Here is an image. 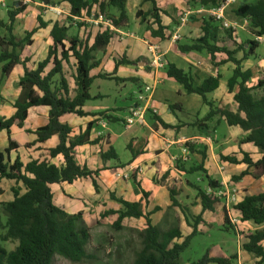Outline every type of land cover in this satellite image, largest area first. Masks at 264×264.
Listing matches in <instances>:
<instances>
[{
    "label": "trees",
    "instance_id": "trees-1",
    "mask_svg": "<svg viewBox=\"0 0 264 264\" xmlns=\"http://www.w3.org/2000/svg\"><path fill=\"white\" fill-rule=\"evenodd\" d=\"M45 5H53V0H34ZM70 4V15L67 22L61 24L55 22L51 29L53 44L49 47L46 58L40 61L35 69L26 66L27 59L22 60L19 51L26 45H31L32 35L37 29L45 27L46 23L38 16L39 26L26 32L25 36L17 39L13 34L16 17L22 13L26 6L20 1H14L13 6L7 10L8 20L0 19V27L6 31L0 36V63H2L3 80L12 71L15 65H24V76L19 86L21 93L15 102L16 112L9 118H0V131L8 132L9 145L6 150L0 151V178L21 182L26 191L21 194V187H12L14 199L8 202H0V264H53L56 255L71 261H80L86 254V246L90 241V228L85 224L83 212L70 214L54 202V194L51 188L55 183H73L77 179L90 177L97 189L100 169H90L79 164L76 158V147L84 144H98L100 138L91 140L90 131L93 122L87 125L84 132L72 137V128L60 121L64 114L74 113L78 116L89 115L83 108L88 101L98 99L93 96L90 89L96 78L119 81L128 79L119 78L114 73H100L91 75V70L101 63L96 57L98 51H105L115 35V31L103 25L98 30L91 42L89 34L85 39L78 34L69 33L72 27V19L81 18L79 26L83 25V19L103 14L107 16V10L113 7L118 10V16L109 18L113 26L119 30L129 25L130 17L127 10V0H65ZM150 3L147 11L138 9L136 16L146 24L147 31L153 38L159 40L168 39L167 26L163 24L162 15H167L157 5L156 0H143ZM188 5L196 4L200 8H215L225 0H185ZM243 0L238 2L234 10L236 16L245 19L251 28L254 37L264 36V0ZM98 6V12L93 11V6ZM213 17H203L201 23L202 36L190 44H179L178 50L187 54L191 52L206 51L212 60L217 53H225L227 59L217 66L226 62H232L235 67L228 79V92L233 93V99L237 104V110L231 111L220 107L216 101L210 99L208 94L215 91L220 85L221 75H210L201 84L197 85L192 76L179 68L174 63L166 66L167 76L181 84L186 93L200 95L204 104L209 107L207 114L197 119V125L203 131L208 128V122L216 117L223 118L230 126H239L245 136L239 141V152L242 158L238 159L235 154L220 155V159L232 164H246L247 168L239 176H232L233 180L246 175L259 178L264 175V72L259 74L255 83H252V72L244 70L242 61L255 54L259 47V41L255 38L246 42L245 45L235 39V30L225 28ZM171 36V35H170ZM241 51L242 59H237L236 54ZM75 60V73L73 81L75 87L70 89L68 79L65 76L64 64H69L70 59ZM139 60H130L126 55L115 59V69L119 65L134 64ZM51 65V68L48 67ZM237 89V90H236ZM236 90V91H235ZM32 106H48L49 121L46 125L36 129L37 140L34 144L44 145L52 137L56 136L55 145L47 148L48 157L43 160L32 159L24 163L19 157L13 162L9 159V152L17 149L19 144L11 137L10 129L13 125L23 127L28 117V109ZM175 105H170L174 112ZM103 113H101L102 115ZM154 119L163 127L171 126L154 115ZM204 132V131H203ZM205 133V132H204ZM248 144L258 148L261 157L254 161L251 153L245 150ZM33 144H27L30 146ZM189 151H193V144H186ZM206 146L199 151L202 160L207 157ZM61 155L63 163L57 164L51 161ZM104 160L118 158L113 148L102 152ZM115 169V168H113ZM202 171L207 180L208 187L212 192L201 188L199 185L190 183L197 190L202 211L216 212L222 201L214 191L222 188V184L213 179L203 167V162L192 166L188 172ZM136 181V172L132 171ZM168 172L163 174V177ZM137 190L142 197L137 202H129L122 198L117 201L122 204L120 210H108L101 214L105 217L110 214H118L113 225L120 229L124 218H142L146 222L142 237V247L135 253L131 264H182L181 254L189 247L191 240L198 233V224L202 221L201 214L194 216L189 208L177 197L178 190L170 188V198L173 207H178L188 224L192 227V233L183 237L179 226L163 230L152 224L150 213L143 209L150 198L152 191L141 188L140 182L136 181ZM159 209V208H156ZM235 209L240 213L242 222L251 221L256 225L264 224V192L245 195L236 204ZM3 215L5 220H3ZM228 225V226H227ZM225 229L235 230L237 227L229 220L227 212L224 214ZM183 238V239H182ZM182 239L181 242L175 241ZM242 248L245 252L256 258L254 264L264 263V228L257 229L246 236ZM3 242H15L16 246L8 250ZM236 254L220 255L208 249L206 253L192 264H234Z\"/></svg>",
    "mask_w": 264,
    "mask_h": 264
},
{
    "label": "crops",
    "instance_id": "crops-1",
    "mask_svg": "<svg viewBox=\"0 0 264 264\" xmlns=\"http://www.w3.org/2000/svg\"><path fill=\"white\" fill-rule=\"evenodd\" d=\"M53 1V5H45L34 0H30L25 4L23 3L26 8L15 19L13 34L17 39L23 38L26 32L39 26L38 16H41L42 20L46 23L45 27L37 29L32 35V44L24 46L22 50L19 51L21 59L28 60L26 66L30 69H35L38 63L46 58L49 47L53 44L51 29L54 23H65L69 26L67 20L70 15V4L65 0ZM156 1L158 7L167 12L165 16L172 19L169 8L163 5L173 4L179 0ZM183 2L187 4L185 0H183ZM161 3L163 5H161ZM179 5L182 6L181 3H179ZM149 8L150 6H147L144 11H147ZM197 12L199 13L200 10H197ZM189 13L192 12L189 11L187 14ZM203 17L204 16L196 17L195 15H187L189 23L187 25L182 23L177 30H174L175 32L173 34L170 22H166L164 15H162L163 24L168 28L166 30V34L169 35L168 39L159 40L153 38L147 31L143 39L135 38V40H132V46L130 48L128 43L125 44V46L124 43L118 42L116 39L118 36L116 35L117 37L114 36L112 38L105 51H98L96 53V57L101 63L98 67L91 70V75L97 76L100 73L115 72V76L128 79L124 82L119 81L120 83L140 84L138 92L134 91L132 99H130L131 104L129 103L127 107L134 106L135 104L142 106L146 105V112L142 121L128 125L126 118L129 109L127 107L125 109L127 115L120 116L117 114V110L123 108L118 105L114 107L98 106L92 103L94 100H91L88 101L83 108L89 115L81 117L74 113H69L60 117L62 123H66L72 128V137L84 132L87 125L93 122L90 131V139L94 140L100 138V142L98 144L77 146L75 149L76 158L80 165L87 166L93 170L100 169L101 171L97 177V189L94 187L90 177L77 179L73 183L63 182L52 184L51 188L56 205L70 214H76L78 212L87 213L89 210H92V212L95 213L97 223L100 220L104 223L108 221L107 219H111L113 222L115 219L117 220L118 214H110L105 217H102L101 214L108 210H120L122 204L117 201L118 198H122L129 202L139 201L142 194L136 189V181H138L142 189L152 191V197L149 203L143 206V209L150 213L152 224L163 229L161 224H164L166 220L170 223L171 220V218L165 219L167 209L172 205L170 188L178 190L177 197L189 208V211H191L190 205L199 204L201 206L199 200L196 198L197 194L190 205H188L184 203L181 198L184 188L163 184L174 174L186 176V183L190 185L193 181L188 178L190 175L188 170L192 166H197L203 162V167L207 170L208 174L213 179L219 181L223 188V185L227 187L231 184L227 183V179H232V176H239L241 172L246 170L247 166L244 163L232 164L220 159V155L231 154H235L238 159L242 158V154L239 152V142L237 146L233 148V152H228L230 149L229 144L236 139L242 138L245 134L239 126H230L223 118L216 117L214 120L210 121V124L208 122V128L210 127L214 130L212 131L211 137H205L204 135L195 134L194 131L190 132V126L194 125L195 122L188 121L187 119L185 120L180 117L178 113L170 109V105H175V108H178V110L182 112L195 111L198 119L203 118L209 111V107L203 103L200 95L196 93H186L181 84L167 76L166 66L169 62L176 64L179 68L189 73L197 85L201 84L202 81L210 75L214 76L220 74L219 87L215 91L209 93L208 97L216 101L220 107L223 106L231 111L237 110V104L233 99L234 92H228L227 87L228 79L231 77L235 65L232 62H226L219 66L216 65V63L227 59L225 53H217L215 55L214 64L216 68L212 70L208 65L206 67L203 63L211 58L210 55L204 56V61H202L198 53L194 54V52H191L184 54L178 49L176 50V48H171L172 43L176 42L173 41L171 37L178 34L181 30L184 32L188 31L190 34L192 33V38H200L203 33L199 27L200 23L198 18H201L200 22L202 23ZM0 19L4 21L8 20L7 12L4 10L3 6H0ZM71 29L72 27L69 33ZM3 30L4 29L0 27L1 37L6 34V31ZM119 33H122L121 30ZM70 34L75 35L72 33ZM95 34L96 33L91 34V42ZM171 34L172 36H170ZM79 36L81 37V35ZM118 39L120 38L118 37ZM235 39L239 43V40L237 38ZM149 46H155L157 48L162 67H155L152 65V54L150 53ZM260 46L261 44H259V47ZM259 47L254 55L242 61L243 69H249L252 72V83H255L259 74L264 72V56L258 53ZM123 55H126L130 60L139 61L134 64L119 65V67L115 69V59ZM242 57L243 53L239 51L236 54V58L242 59ZM73 60L74 59L71 58L69 64H64L65 76L68 79L71 90L75 87L73 81L75 60ZM70 64L73 66V70L71 73H67L66 66ZM0 65L2 68V63H0ZM49 68H51V65L48 69ZM23 76L24 65L17 64L8 76L0 82V118H9L16 112L14 104L21 93L19 83ZM96 80L109 81V79L96 78L94 82ZM147 85L153 86V91L150 94L147 93L145 100L139 101L138 93H142ZM93 96H98L100 100L104 99V96L106 97L107 94L100 92ZM200 99L201 103L199 101ZM48 112V106H32L28 109V117L24 126L22 128L16 125L11 127V137L19 144L17 149L11 150L8 154L12 162L17 157L24 163H28L32 159L43 160L49 158L47 148L55 145L56 136L52 137L44 145L34 144L37 140V135L35 133L36 129L46 125L49 121ZM101 113L103 114L101 115ZM154 115L158 116L171 127H163L154 119ZM208 128H204L203 131L206 132ZM8 137L7 130L3 129L0 131V151L4 152L8 147ZM186 141H190L188 143L193 144V151L184 153L183 150L186 146ZM27 144L33 145L27 146ZM203 144L207 147V157L204 161L199 153ZM109 148L114 149L118 158L108 160L102 159L101 153L108 151ZM119 150H123L124 153H120ZM245 150L251 153V157L254 161H257L261 157L258 148L252 144H248ZM123 156L125 157L123 158ZM51 161L61 164L63 163V157L59 155L51 159ZM138 167H140L141 170H139ZM221 167L223 169H221ZM131 168H135L134 170L137 174L135 177L136 181L132 172L128 179L116 176L118 171H130ZM165 172H168V175L163 177ZM232 183L234 186L231 188H235L238 191L239 201L242 200L245 195L264 192V175L259 178L246 175L236 181L233 180ZM14 186L21 187V194L26 191L21 182L17 183L15 180L0 178V202H8L14 199V194L12 193V187ZM161 195L163 196L162 199H160ZM176 208L181 212L178 207ZM225 211L226 207L223 202L224 214ZM233 211H235V215L240 217V213L236 209H233ZM205 213L217 214L219 211H205ZM170 215L171 214L168 216L170 217ZM182 216L186 224H184L182 218H180L179 229L182 236L185 237L192 233V227L188 224L183 214ZM178 218V215L174 216V220L171 222L174 225L163 230L178 226L175 225L177 224ZM204 219L210 221V218L206 214ZM123 221L126 224H132L135 221L136 224H142L144 228L146 227V222L142 218L128 217L124 218ZM248 222L251 221L242 223ZM261 228H264V224L257 225L256 227V229ZM182 239H176L175 241L181 242Z\"/></svg>",
    "mask_w": 264,
    "mask_h": 264
},
{
    "label": "rangeland",
    "instance_id": "rangeland-1",
    "mask_svg": "<svg viewBox=\"0 0 264 264\" xmlns=\"http://www.w3.org/2000/svg\"><path fill=\"white\" fill-rule=\"evenodd\" d=\"M33 1V0H32ZM241 0H237L235 3H231L230 5L226 6L224 14L225 17L232 23H234L235 26V38L239 40V43H242L245 45V48L248 49V45L246 44L247 41L254 39V35H252L251 28L249 26V23L242 19L234 13L235 8L238 5V2ZM6 6L3 7L4 10L7 12L8 9H10L13 6L14 0H7ZM179 3L182 4L179 5ZM146 3L143 0H127V10L130 17L129 25L124 29L121 30L122 33H119L118 31L115 32V37H121L123 36L124 39H118V42H122L125 44H129L131 48V42L132 40L136 39H143L146 32V24L141 22V19L136 16V12L138 9H142L144 11L147 6H150V3ZM161 5H163L161 3ZM221 5V4H220ZM219 5V6H220ZM167 6L170 10V16H172V19L165 16L164 18L166 22H170V27L172 28L173 34L174 30L182 24L185 23L187 25L189 23V20L187 19V15H195L197 16H204V17H213L211 15V11L214 8L208 9V8H200L196 4L188 5L183 0L176 1L175 3H171L169 5H163ZM216 8V7H215ZM197 10H200L198 13ZM93 11L98 12V6H93ZM189 11L192 13L187 14ZM107 17L112 18L114 16H118V10L110 7L107 10ZM186 18V19H185ZM72 29L70 33L72 34H79L82 38H86L89 34H94L97 32L98 28L94 23L83 21V25L79 26V22H82L78 19H72ZM199 20V27L201 28V18H198ZM220 24V23H219ZM5 31V30H3ZM197 32V31H196ZM181 34V35H180ZM117 35V36H116ZM172 36V34H171ZM178 38L176 39V42L172 43L171 48L178 49L179 44H190L193 41H195L197 38H192V33H188V31L184 32L181 30L177 34ZM196 36V35H195ZM138 37V38H137ZM261 46L258 49V53H261L262 56H264V40L259 41ZM126 46V45H125ZM198 53L201 56V60L204 61V56H209V54L206 51L202 52H194ZM210 58V57H209ZM74 61V60H73ZM204 65H208L212 70H215V60H212L211 58L208 61L203 62ZM67 73H71L73 70V66L70 64L69 66H66ZM2 75V68L0 65V78ZM2 81V80H1ZM140 84H134V83H120L115 80L112 81H99L96 80L90 89V93L92 95H96L97 93H105L107 96H104V99H98L94 100L92 103L98 106H107V107H114L118 105L119 107L123 109L117 110V114L120 116H126L127 113L125 111L127 105L131 102L130 99H132V95L134 91L139 90ZM146 87V86H145ZM141 92L138 93V95ZM143 95H147L145 93V88L142 91ZM201 103V99L199 100ZM131 104V103H130ZM130 108L129 106L127 107ZM129 111V110H128ZM179 114L180 117L187 119L188 121L195 122L194 125H191L190 132L194 131L195 134L204 135L205 137H211L212 134V128H208V130L204 133L201 131L199 126L197 125V116L195 111H189V112H182L179 111L178 108L174 111ZM129 114V113H128ZM211 122H209L210 124ZM192 124V123H191ZM122 126V125H121ZM196 126V127H195ZM123 127V126H122ZM195 128V129H194ZM245 134L243 135V137ZM242 137V138H243ZM236 139L232 143L229 144L230 149L228 152H233V148H235L238 144V142L242 139ZM205 147L203 144L201 146V150ZM120 153H124L123 150H119ZM125 156H123L124 158ZM224 171V170H223ZM221 172V171H220ZM118 178V177H117ZM120 178V177H119ZM195 185H199L201 188H204L208 191V183L205 179V175L202 171H197L190 173L189 177ZM187 177L184 175H177L174 174L172 177L169 178V180L165 181L163 184H167L173 187H180L184 188V192L181 195V198L183 199L184 203L190 205V203L193 201L197 194V190L188 185L186 183ZM233 179H227V183L229 184L227 187L223 185V190H226L228 188H231L234 186L232 183ZM226 187V188H225ZM187 195V196H186ZM162 195L160 196V199H162ZM223 201V200H222ZM190 212L192 215L197 216L201 214L202 221L198 224V233L193 239L191 240V243L189 247L181 254V263L182 264H192L194 261H197L200 259L208 249H211L215 253L219 254H236L237 260L234 262V264H254L255 257L247 252H245L242 248L243 243L247 240L246 236L254 232L257 227V225L253 224L252 222L248 223H242L240 222V225H237L235 230L225 229L224 227V212H223V202L219 203L218 210L219 213H205V211H202L201 206L198 205H190ZM168 208V207H166ZM232 216L237 217L235 215V211L232 210ZM169 214L170 217L168 216ZM205 214L210 218V221H206L204 219ZM87 215V216H86ZM178 215V221L175 225H180L179 219L182 218L184 224V218L181 214V212L172 205L167 209L165 219H170V223L164 222V224H161L163 229H167L168 227L173 226L172 220H174V216ZM83 219L85 224L90 228L91 238L89 243L86 246V256L83 257L80 261H71L69 259H66L62 256L56 255L54 258L53 264H131L135 258V253L139 251L142 247V237L141 234L144 230V227L142 224H136L135 221L132 224H126L124 221L121 223V228H116L111 221V219H107L108 221H105L104 223L101 222V220L97 223L95 213L92 212V210H89L87 213H83ZM3 220H5V216L3 215ZM99 224V225H98ZM101 224V225H100ZM228 226V225H227ZM191 229V228H190ZM3 245L8 249L11 250L16 246L15 242H3Z\"/></svg>",
    "mask_w": 264,
    "mask_h": 264
},
{
    "label": "built area",
    "instance_id": "built-area-1",
    "mask_svg": "<svg viewBox=\"0 0 264 264\" xmlns=\"http://www.w3.org/2000/svg\"><path fill=\"white\" fill-rule=\"evenodd\" d=\"M20 1L22 3H28L30 0H17ZM237 0H225L221 3L220 6L214 8L211 11V15L213 16V18H215L218 22L221 23V25L225 28H232L235 29L234 23L230 22L224 14L225 8L226 6L230 5L231 3H235ZM0 6L5 7L6 6V2L5 0H0ZM74 19H78V20H82L81 18H77L75 17ZM87 22H91L94 23L97 27L101 24L105 27H109L111 30L113 31H118L114 26L112 21L105 15L103 14H98V16H92L90 18H85L83 19ZM119 32V31H118ZM178 38L177 34L173 35L171 37V39L173 41H176V39ZM120 39H124L123 36L120 37ZM257 41H262L264 40V36H260V37H256L255 38ZM149 50L150 53L152 54V65L155 67H162V63H161V58L159 53L157 52V48L155 46H149ZM153 91V86L147 85L145 87V93H151ZM146 99V96L143 95V93H140L138 96V100L139 101H143ZM146 112V105H138L135 104L134 106H131L129 108L128 111V116L126 118V122L128 125L134 124L138 121H142L144 114ZM190 142V141H186V144ZM184 153L189 152V149L187 147V145L184 147ZM137 168V167H135ZM135 168H131L130 171L126 170V171H118L116 173V176L121 177L123 179H128L131 175V172L135 169ZM139 170H141L140 167H138ZM221 169H223L221 167ZM208 192H212V190L210 188H208ZM215 194L219 197H221V199L223 200L225 207H226V212L227 215L229 217V220L232 224H234L235 226L240 225V222H242L241 218L239 216L237 217H233L232 216V210L235 209L236 204H238L239 202V198H238V191L235 188H228L226 190H223L222 188L214 191Z\"/></svg>",
    "mask_w": 264,
    "mask_h": 264
},
{
    "label": "water",
    "instance_id": "water-1",
    "mask_svg": "<svg viewBox=\"0 0 264 264\" xmlns=\"http://www.w3.org/2000/svg\"><path fill=\"white\" fill-rule=\"evenodd\" d=\"M246 0H243L242 3H244Z\"/></svg>",
    "mask_w": 264,
    "mask_h": 264
}]
</instances>
